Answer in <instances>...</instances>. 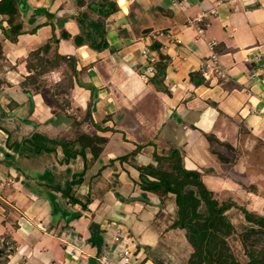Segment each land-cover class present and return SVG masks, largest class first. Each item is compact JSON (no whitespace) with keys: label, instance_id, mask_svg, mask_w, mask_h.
<instances>
[{"label":"crops","instance_id":"0c3cea01","mask_svg":"<svg viewBox=\"0 0 264 264\" xmlns=\"http://www.w3.org/2000/svg\"><path fill=\"white\" fill-rule=\"evenodd\" d=\"M24 1L27 19L24 31L28 34L19 36L17 42L7 38L8 17L0 15V106L4 110L16 101L20 106H25L27 97L22 93V83L28 73L24 74V60L30 51L46 44L52 35H56L60 40V54L75 58L77 70L87 67L84 79L97 89L92 95L88 89L77 85L72 93L73 104L80 109V119L86 117L93 96L91 118L84 124V131L108 138L107 146H111L118 133L123 135L127 144H142L145 147L137 156V165L152 162L155 147L149 145L151 137L161 140L157 147L159 154L169 149L170 145H175L184 156L188 169H206L209 173L203 179H229L236 174L243 175L254 165L252 157L261 159L264 156V0H108L116 3L119 11L106 19L101 6L107 0ZM85 13L89 15L87 24L102 20L104 27L102 30V26L97 27L100 29L96 30L95 41H88L90 36L87 33L93 28L86 29L85 21L80 18ZM104 42L108 48L100 50L98 46ZM155 42L161 44L160 50H153ZM144 50H147V54H143ZM214 56L225 77L210 70L209 79L195 85L191 74H203V63L209 62L214 66ZM12 64L20 66V70L13 69ZM162 66L163 76H159L158 69ZM149 67L154 69L153 73H147ZM58 75L52 72L45 78L52 82L59 78ZM196 79L199 81L198 77ZM157 80L160 81L159 85ZM28 101L30 108L32 102L35 105L32 116L29 117L31 109L23 114L18 112L19 106L9 112V118L15 120V127L18 128V124L25 128L33 126L36 128L34 132L60 138L64 132L70 138L74 137L73 132L77 128L74 122H65V119L59 121V117L49 121L52 114L48 113L40 95ZM110 115L112 120L105 122ZM25 118L29 121L18 122ZM54 128H63V131L55 132ZM105 128L114 131H104ZM147 134L151 137L148 138ZM3 139L0 134V142ZM133 148L130 147L129 151ZM212 148L217 149L218 154H214ZM205 156L209 157L208 161H203ZM111 157L105 151L102 159L106 163ZM39 161L34 165V170L44 173L45 169H49L53 173L50 167L55 161L51 156L46 157V164ZM28 163L31 162L28 160ZM5 164L0 162V167ZM115 164L118 166L119 163ZM125 166L130 176L122 173L117 188L126 192L127 196L137 197V187L130 189L129 182L130 177H138V172L131 166ZM17 169L25 172V176L29 174L19 166ZM107 175L103 174L106 179L110 177ZM251 178L247 182L257 179L255 174ZM16 180L20 181L19 178ZM49 181L47 183L51 184ZM87 190L85 181L81 195L86 194ZM20 194L17 190L10 198L15 200ZM99 194L93 192L95 201L87 211L99 224L110 219L107 227L113 229L117 225L115 220L121 219L114 215V198H110L109 191L104 193L103 198H99ZM59 195L56 200L62 204ZM83 197L81 199L86 200ZM67 206L64 213L68 222L60 225L61 231L57 229L58 232L53 231V235L52 229H49L37 233L36 238L44 240L48 239L46 234L54 236L56 259L53 264H99V259L106 254L101 251V256L97 257V248L88 241L91 235L87 230L92 221L83 214L77 221L70 220L69 216L76 213V206ZM151 207L160 208L158 205ZM3 211L0 209V212ZM156 213L143 211V214L132 215L133 218L130 216L133 224L142 219L144 233L138 232L137 236H144L146 243L141 240L140 245L143 246L140 249L139 243H136L134 264H147V251H154V246L147 242V235L144 234L149 230L150 217ZM5 219L0 217V222L3 224ZM14 220L18 222V229L13 226ZM10 224L15 230H21L28 226V221L23 213L18 212L16 219L3 225L7 228ZM2 244L4 247L9 245L4 239ZM35 245L37 248L34 246L27 252L9 246L7 252L11 255L7 264H45L46 254L50 250L43 248V253L40 250L39 254L37 241ZM108 258L116 262L115 256L114 259Z\"/></svg>","mask_w":264,"mask_h":264},{"label":"trees","instance_id":"16d2710c","mask_svg":"<svg viewBox=\"0 0 264 264\" xmlns=\"http://www.w3.org/2000/svg\"><path fill=\"white\" fill-rule=\"evenodd\" d=\"M80 2L83 3V1ZM83 5L80 4V6ZM105 6H108V8ZM24 8V0L0 1V15L8 17L9 28L5 33L11 42H17L19 36L27 33L24 31V23L27 21L24 15ZM101 9L104 12V19L119 11L117 4L108 0L104 1ZM48 17L50 18L51 16L48 14ZM39 27L41 26H37V28ZM59 42L60 40L57 36L52 35L46 44L29 52L24 60L27 69H29V75L22 83V93L31 101L35 95H40L48 113L52 114V118L49 121L58 117L59 121L63 119H65V122L73 121L75 127H77L75 130L76 135L73 138H60L42 132H34L30 135L19 136L14 142H10L14 131L9 128L7 119L9 118V112H12L14 109L12 108L6 113L3 107L0 106V134L4 137L3 141H5L9 149L7 151H12L11 153L14 155L8 153L4 155L5 158L1 161L6 163V161L11 159L12 164H14L16 156L25 157L31 161L29 157L30 153H39L41 150L42 153H47V156L56 154L58 158L63 154L65 160H67L66 162L69 163L70 159L75 161L86 154L84 151L90 149L94 160L96 162L101 160V171L110 164H114V175L116 177V180L112 184L114 189L117 188V180L120 179L122 173L130 176L125 165L133 167L138 172V177L136 179L132 178V181L140 187V190L143 192L141 196L147 199L145 194L152 195L156 199L157 205L160 206V211H158L153 220L155 226L160 227L161 223L159 220L167 218V223H164L166 225L164 232H183L188 245L191 247L192 252H190L185 264H264V215L252 212L247 213L240 208L238 209L233 203H225L221 196L204 185L203 176L208 175L209 172L206 169H188L184 156L177 146L170 145L169 149H165L162 154H159L157 151L158 146L154 145L155 151L152 154V162L146 165H137V156L142 153L145 147L142 144H136L127 155L116 157L114 161L108 159L104 163L102 156L109 139L100 137L97 134L90 135L84 131V124L91 118L93 96L92 101L89 102L86 117L82 119L78 115L80 109L75 107L73 104L74 99L72 98V93L77 85L88 89L92 95L97 89L84 79V72L87 67L77 70V60L75 58L60 54ZM152 47L153 50H160L161 44L155 42ZM98 48L100 50L106 49L108 45L104 42ZM52 72H57L59 78L50 82L45 76ZM163 72L164 66L160 67V70L158 69V75H162ZM196 77L199 78V81ZM191 79L195 85H201L205 80L203 74L196 75L195 73L191 74ZM31 104L29 117L34 114L35 105L33 102ZM112 118L111 115L108 116L105 122L111 121ZM22 121H26V118L19 120V122ZM27 121H29L28 118ZM33 124L38 125L36 122H33ZM103 130L114 131L108 128ZM47 141H50L48 142L49 146L46 145ZM152 142L149 143L150 146H153ZM212 152L218 154L217 149L212 148ZM218 156L220 157V155ZM221 159L224 158L222 157ZM65 160L59 161L63 162ZM115 163H119L118 166ZM117 168L120 171H116ZM83 170L84 173L87 170L86 162L83 164ZM72 177L71 180L63 182L66 185L65 188L59 187L57 189L59 191L56 192L60 193L59 197L66 200L69 205H82L83 211H87L89 205L95 201L92 187L86 182L88 190L83 197L80 190L85 180L79 178L77 175ZM105 180L108 179L105 178ZM111 189L113 188L109 187L104 193ZM115 194L118 195L117 199L123 202H126L125 199L136 201L138 199L131 196L125 198L119 192ZM81 197L83 199L86 197L85 202ZM171 197L174 198L176 209L165 218L163 216L165 200ZM55 206L57 210V205ZM1 207L0 209H3L5 214L9 213V205V208L3 204H1ZM234 210H239L243 214L244 223H236L233 218L234 213L237 211ZM81 216V213H73L69 217L70 220H74L75 218L80 219ZM9 221L12 220L5 219L3 224ZM13 226L15 229L19 228L17 220L13 221ZM89 228L91 230V237L88 241L93 247L97 248V257H100L102 246L106 243L101 232V226L99 223L92 221ZM2 239H4L5 243H8L10 238L6 234L0 237V264H7L11 255V253L7 252V249L9 246L15 245V242L12 241L8 243V247H4L2 246ZM140 248L142 246L139 244L138 249ZM167 262L164 260V264H167Z\"/></svg>","mask_w":264,"mask_h":264},{"label":"rangeland","instance_id":"374dc122","mask_svg":"<svg viewBox=\"0 0 264 264\" xmlns=\"http://www.w3.org/2000/svg\"><path fill=\"white\" fill-rule=\"evenodd\" d=\"M80 18L82 19V21H85L86 23V21L89 19V15L82 14ZM168 19H171V18L168 17ZM91 22L92 23L88 22V24L86 23L85 25L86 29L93 28L91 32H89L90 35L88 34V36H90L88 38L89 42H91V40L95 41L96 30L100 29L97 27L102 26L101 30L104 27L101 19H98V21L96 22L94 21H91ZM37 40L39 39H36V41ZM19 67L20 66H16L12 64L13 69L20 70L18 69ZM23 69H25L24 74L28 73L29 75V71H28L29 69H27L26 63ZM28 75L26 77H28ZM157 83H158L157 85H159L160 81H158ZM18 106H19L18 112H21V114L27 113L26 110L31 109L29 107V101L26 98L25 106L23 107L20 106L19 101H16L12 104V107H7L8 109L5 107V112L8 113V111L11 110L12 108L18 109ZM11 118L13 117H10L9 119H7L9 123V128H11L14 131V133L11 135L10 142H14V140L19 138V136H21L23 133H26L25 135H30L36 130V128L33 126H31L30 128L29 127L25 128L23 126L17 128L15 127V120L14 119L11 120ZM54 129L56 130L55 132H57V131H60L61 128L60 129L54 128ZM61 131H63V128L61 129ZM73 133L74 135H76L75 132ZM99 133H101V131ZM61 135L63 137L70 138V136H67L66 134H64V132ZM147 135H149L148 138L151 137L150 134H147ZM99 136L103 137L101 135ZM150 139L151 141H153L152 142L153 146L154 145L159 146L161 144L160 139L158 140L152 137ZM48 142L50 141H47L46 145L49 146ZM124 142L125 141L123 140V135L118 133L111 141V146L109 145L105 146L106 147L105 151H107L113 156L111 157L113 161H114V157L116 158V157L127 155L129 152V148L136 145V144H133L132 142H129L128 144L126 142L124 144ZM41 149L43 150V148ZM0 150H1L0 151V162H2L1 160L5 158L4 155L8 153L10 155H13L11 153L12 151H9V152L7 151L9 149L6 146L5 141L0 142ZM2 150L3 151L5 150L7 153H5V151L3 152ZM84 152L86 154L81 156L82 158L84 157L83 159L81 157H79L75 161L73 159H70L71 161H69L68 163L66 162L67 160H65L63 154H61L60 157L58 158V156L56 157V154H51L47 156L46 155L47 153L44 154V152L42 153L40 150L39 153H34V152H31L34 154L30 153L29 157L31 158V161L29 160V162L31 163H28V160L25 157L23 158V157L16 156L14 160V164H12L13 162L11 161V159H9L8 161H6V164H5L6 167L5 165L4 167L1 166L0 168H5V169L0 170V195L2 197V199H0V207H1V204L7 207L9 205L10 210H9V213L7 214L0 212V217L2 219H4L5 217L8 220H12V219H16V217L18 216V212H21L25 215L28 221V226L24 227L21 230H15L12 227V224L8 225V227L5 228V226L0 222V236L6 232V236L10 238L8 243H11L14 239L16 243L15 245H12V247L14 249L20 250L21 252H27L29 249H31L34 246H36L37 248V245H35L37 241L38 246L40 248L38 250L39 254H40V250L41 252L42 250H44L43 248L50 250V253L46 254L47 262H45V264H53L54 260L56 259L54 255V249L56 246V242H55L53 235H55V232L57 231V229L59 230V232L61 231V229L59 228L60 225H64L68 222L66 218L67 216L64 214V211L66 210L67 207H69L67 206L69 204L64 199H62V204H59V202H57L56 199H57L58 194L60 193L56 191H59L57 190L59 187L65 188L66 185L63 182H66L67 180H71L73 178L72 176L77 175L79 178H83L87 183L90 184L93 192L96 191V193L98 192L101 193L99 194V198L104 197V191H106V189H108L109 187L113 188L109 191V194L112 196L110 198H114L113 199V203H115L114 215L115 214L118 215L117 218H121L122 220L116 219L115 222L117 223V225H115L113 229L107 227V222L111 221L110 219H106L102 221V223L100 224L101 232L106 242L105 245L102 246L103 254L105 253L106 256L108 255V257L110 258L112 257L113 259L115 256V261L118 264H125L119 254L122 253L125 250V248H130L132 252V255H131L132 261L130 262V264L133 262V259H134V262H136L135 257H134V251L137 250L136 243L140 244L141 240L143 243H145V239H144V236H137L138 232L144 233L142 229L143 225H141L142 219H138V220L135 219L136 221L133 224L132 218L134 216L132 215H135L136 213L143 214V211L144 213L146 211L147 212L153 211V212L158 213V211H160V208L157 209V208L151 207V205H157V201L150 194H145L147 196V199L144 196H141V193L143 192L140 190L139 186L134 184V182L132 181L133 177L132 178L130 177L131 182L129 181L128 182L131 183L130 189H134L135 186L137 187V192H138L136 195L138 198L137 201L125 199L126 202H123L117 199L118 195H115L116 192H119L125 198H128L129 195L127 196L126 192H122L121 191L122 189L121 190L118 188L114 189L112 185L113 181L116 180V177L114 175V164H110L108 167H106L104 170L101 171L100 170L101 169L100 165L102 164L101 160L96 162L92 156L90 149H87ZM260 154L262 156V153ZM254 155L257 156L258 153L256 154L254 153ZM13 156L12 158H14ZM50 156L53 159V161H55V164H53L50 167L53 170V173L49 169L47 170L45 169L44 173H39L38 170H34L35 168L34 165L36 164L37 161L41 159V161L39 162L45 163L46 157H50ZM209 157L205 156L203 158L204 159L203 161H208ZM63 159L65 161L60 162ZM84 162H86V165H87V170L85 171V173L83 172ZM252 163L256 167L254 165L251 166L248 169V171L243 175L236 174L235 176L229 177V179L204 178L203 183L209 190L213 192H218L216 194L221 196V198L224 199L225 203H233L238 209L240 208L241 210H244L247 213L252 212V213H258V214L264 215V156L261 159H258V158L255 159L254 157H252ZM258 164L262 166H257ZM17 166H19L20 168H23L24 171L28 172L29 174L25 176V172H21L20 170H18ZM46 167H49V166L46 165ZM2 170L4 171L2 172ZM103 174L110 175L108 180H105V176H103ZM254 174L257 179L254 181L247 182L248 179L249 180L252 179L251 177L254 176ZM236 177L239 179H237ZM17 178H19L20 181L21 180L24 181L25 179V181L22 183L19 180H16ZM44 179L45 181H42ZM46 180L47 181L50 180L49 183L51 182V184H48ZM120 180L121 179L117 181L119 182ZM3 182L5 184L4 186H3ZM43 182H46V183L43 184ZM98 189L100 191H97ZM17 190L20 191L21 194L17 199L12 200V198H10V195L15 194ZM140 198H143L144 200H140ZM129 200L130 202H128ZM55 205H57V210L59 209L58 211L56 210ZM175 209H176V206H175L174 198L173 197L167 198L165 200V209L163 210V216L166 218L169 215V213H173ZM125 210L127 213L125 212ZM56 211L57 213L54 214ZM84 211H83L82 205L76 206V213L81 212L83 216L88 215L89 217L88 219L90 220V222L94 221L92 216H90L91 213H89L88 211L84 213ZM234 211H237L234 213V218H233L236 221V223L237 222L244 223L245 220H244L243 214L239 210H234ZM140 217L144 218L142 215H140ZM154 218H155V215L150 217L149 230L146 231L144 234V235H147L146 236L147 242L152 243L151 245L154 246L153 252L149 250L147 251V256H148L147 264H154V263L164 264V260L168 261L167 264H185L186 259L190 255V252H192V249L188 245L183 235V232L181 231L164 232V229L166 227L165 224L167 223L166 221L168 219L166 218L164 220L163 218H161L159 220L161 223V226L157 227L155 226L153 222ZM74 220L77 221L78 219L75 218ZM130 222L132 223V225L130 224ZM129 224L131 225L130 227H129ZM128 228H130L131 230ZM49 229H52L51 232L53 235L46 234L48 239L43 240L41 239V237L39 239L36 238L37 233H40L42 231H48ZM116 230L117 231L120 230L121 232H123V234L125 235L124 242L122 241L121 243H116L114 241L113 233ZM87 231L91 235V230L88 229ZM49 237H52V239L51 238L49 239ZM131 237L132 239L129 241Z\"/></svg>","mask_w":264,"mask_h":264},{"label":"built area","instance_id":"2783aa9c","mask_svg":"<svg viewBox=\"0 0 264 264\" xmlns=\"http://www.w3.org/2000/svg\"><path fill=\"white\" fill-rule=\"evenodd\" d=\"M143 54H147V50H144ZM217 63H218V60H217L216 56H214L212 58V64L214 66H211V64L209 62L202 64V71H203V76L205 79H209L210 70H211V72H215L218 75L225 77L224 73H222V71L220 70ZM153 72H154V69L152 67H149L147 69V73H153ZM124 239H125V235L123 234V232H121L120 230H118V231L116 230L114 232V241L116 243H121L122 241L124 242L125 241ZM129 241H130V239H129ZM119 255L123 259L125 264H130V262L132 261V257H131L132 252H131L130 248H125V250L122 253H120ZM99 264H117V262H113L112 260H110L108 258V256H102L99 259Z\"/></svg>","mask_w":264,"mask_h":264},{"label":"water","instance_id":"95a60500","mask_svg":"<svg viewBox=\"0 0 264 264\" xmlns=\"http://www.w3.org/2000/svg\"><path fill=\"white\" fill-rule=\"evenodd\" d=\"M140 200H144L143 198H140ZM0 255H1V251H0Z\"/></svg>","mask_w":264,"mask_h":264}]
</instances>
